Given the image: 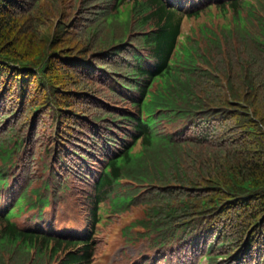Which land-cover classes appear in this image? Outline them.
I'll list each match as a JSON object with an SVG mask.
<instances>
[{"label": "trees", "instance_id": "16d2710c", "mask_svg": "<svg viewBox=\"0 0 264 264\" xmlns=\"http://www.w3.org/2000/svg\"><path fill=\"white\" fill-rule=\"evenodd\" d=\"M107 233L115 264H264V0H0V264Z\"/></svg>", "mask_w": 264, "mask_h": 264}, {"label": "rangeland", "instance_id": "374dc122", "mask_svg": "<svg viewBox=\"0 0 264 264\" xmlns=\"http://www.w3.org/2000/svg\"><path fill=\"white\" fill-rule=\"evenodd\" d=\"M201 19V18H200ZM194 22V20H189V21H185V26H186V28H188V26L191 24V23H193ZM73 219H75V215H74V213H73ZM78 228V230H80V228L79 227H77ZM109 237V236H108ZM111 237H109L108 239H110ZM120 250H121V248L120 247H116L115 249H114V251L112 252V254L110 255V257H109V259L107 260V262L105 263V264H111V262L112 261H114V260H120L119 259V257H120ZM127 251L130 253V254H134V253H137L139 250L138 249H136V248H133V247H128L127 248ZM108 255H109V252H108ZM98 262V261H97Z\"/></svg>", "mask_w": 264, "mask_h": 264}]
</instances>
